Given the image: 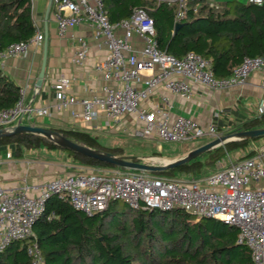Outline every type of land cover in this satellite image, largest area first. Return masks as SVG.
<instances>
[{
    "label": "built area",
    "instance_id": "built-area-1",
    "mask_svg": "<svg viewBox=\"0 0 264 264\" xmlns=\"http://www.w3.org/2000/svg\"><path fill=\"white\" fill-rule=\"evenodd\" d=\"M53 1L58 8L56 20L60 33L87 21L93 26L94 35L103 38L109 52L96 69L107 78L118 81L117 87L106 85L103 96L81 100L66 93L69 78L62 77L56 82V98L60 106L80 101L83 104L82 117L87 122L97 117V109L100 108L109 118L108 125L127 113H136L143 122L137 131L141 137L156 135L162 141L177 143L205 135L219 137L221 134L215 123L205 128L184 115L170 120L172 103L167 97H162L163 106L157 110L141 108V102L159 85L188 99L192 88L187 80L210 89H223L244 84L253 71L264 72L262 56L244 57L230 76L219 78L211 70L209 61L195 51H188L181 58L167 53L158 46L153 20L143 9H135L129 18L111 22L102 0ZM188 1L177 0L176 19L185 15ZM119 29L123 31L121 35L116 32ZM134 34L144 43L139 54L133 52L130 43ZM43 40V33L37 30L30 39L13 42L0 51V60L23 55L30 46L41 45ZM87 53L88 43L80 39L73 61L83 63ZM141 81L143 86L138 87L137 83ZM33 111L38 116L48 113L45 108L23 104L21 99L13 107L0 109V128L18 121L23 123V119ZM33 189L37 192L35 195L29 193L28 186L17 190L0 186V251L13 240L29 238L47 199L58 194L88 215L105 210L111 200H120L134 209L179 208L197 219L217 218L238 228L237 243L248 247L253 264H264V149H256L252 155L241 153L235 159L229 158L226 164L219 162L217 170L199 177L191 174L171 177L120 167L77 165L74 171ZM27 251L32 256V264H42L36 243L30 244Z\"/></svg>",
    "mask_w": 264,
    "mask_h": 264
},
{
    "label": "trees",
    "instance_id": "trees-1",
    "mask_svg": "<svg viewBox=\"0 0 264 264\" xmlns=\"http://www.w3.org/2000/svg\"><path fill=\"white\" fill-rule=\"evenodd\" d=\"M102 1L111 22L143 9L153 20L155 39L162 50L179 58L195 51L209 61L216 77L230 76L246 56L264 57V0L261 4L189 0L180 19H176L177 0ZM35 30L31 0H0V51L13 42L30 39ZM20 98V87L0 69V109L13 107ZM263 127L264 112L228 133ZM52 129L78 144L122 154L121 148L104 147L89 132ZM261 137L228 141L155 174L204 176L228 152L248 148L251 141ZM4 144L15 145L17 155L25 149L44 146L64 151L81 165L118 168L61 148L35 133L0 137V145ZM136 160L143 161L138 157ZM237 236L235 226L213 217L197 219L179 208L134 209L123 201L111 200L105 210L88 215L74 208L68 198L53 194L36 219L33 234L13 240L1 250L0 264H32L27 251L32 243L40 249L42 264H253L248 247L238 244Z\"/></svg>",
    "mask_w": 264,
    "mask_h": 264
},
{
    "label": "crops",
    "instance_id": "crops-1",
    "mask_svg": "<svg viewBox=\"0 0 264 264\" xmlns=\"http://www.w3.org/2000/svg\"><path fill=\"white\" fill-rule=\"evenodd\" d=\"M208 1L218 3L224 0ZM240 1L248 2V0ZM31 7L36 26L35 32L38 30L44 35L42 44L30 46L27 53L23 55L0 60L1 71L20 87V93L23 92L20 98L23 104L48 110V113L42 116L36 115L34 111L29 113L23 119V123L89 132L96 136L99 142L100 138L106 140V142L102 141L104 144L100 142L102 146L121 148V155H125L122 147L108 145L112 137L120 136L136 139L137 142H151L156 146L153 151L160 153L165 152L169 147L177 149L178 144L167 145L169 141H162L156 135L138 136L137 131L143 126V122L138 119L136 113H127L108 125L109 118L103 109L98 108L97 117L87 122L82 117L83 104L80 101L68 106H60L56 98L55 84L62 77L70 79L66 93L78 100L103 96L104 87L106 85L117 87L118 81L112 77L107 78L102 71L96 69V65L106 59L109 51L103 38L94 35V28L89 22L82 21L60 33L56 20L58 8L53 0H31ZM116 32L121 35L123 31L119 29ZM80 39L87 41L88 53L83 63L77 64L73 61V56L79 47ZM130 43L133 52L139 54L144 45L141 37L134 34ZM44 61L45 73L41 86H38L37 80ZM174 77L181 78L177 75ZM187 81L192 88L190 98L181 97L163 85H159L147 99L141 102L140 107L157 110L163 106L162 97H167L172 103L170 120L175 119L177 115H184L192 117L205 128L215 123L221 135L264 112V88L262 87L264 72L262 71H253L244 84L223 89H210L200 83ZM137 86L142 87L143 82L137 83ZM205 136L208 137L205 143L216 138L210 135ZM193 140L179 143L185 144L187 149L176 152L174 159L183 157L198 147L188 146ZM256 149H264V136L251 141L248 148L228 152L219 162L226 164L229 158L235 159L241 153L249 155L248 153L253 150L250 154L252 155ZM132 156L138 157L137 153ZM217 164L213 172L217 170ZM77 165L81 164L75 163L67 153L59 149H48L44 146L28 148L17 155L15 145H0V186L14 190L28 186L29 193L35 195L37 192L33 189L34 186L64 176L74 171Z\"/></svg>",
    "mask_w": 264,
    "mask_h": 264
},
{
    "label": "water",
    "instance_id": "water-1",
    "mask_svg": "<svg viewBox=\"0 0 264 264\" xmlns=\"http://www.w3.org/2000/svg\"><path fill=\"white\" fill-rule=\"evenodd\" d=\"M44 73H45V61L43 62L37 80L38 86H41L42 84ZM18 133H35V134L43 135L46 138L55 142L61 148L103 161L107 164L115 165L117 167L125 168V169L155 173V172H160L167 169L175 168L183 163H186L198 157L199 155L203 154L209 149L223 145L228 141L264 136V127L241 130V131L221 135L203 145H200L199 147L192 149L191 151H189L187 155L183 157L177 159L163 160L160 163L138 161L136 160L137 157L135 156L115 155L109 151L81 145L68 139L67 137L63 136L61 133L50 127L38 126L35 124H25L22 123L21 121H18L16 124L12 126L0 128V137L11 136Z\"/></svg>",
    "mask_w": 264,
    "mask_h": 264
},
{
    "label": "rangeland",
    "instance_id": "rangeland-1",
    "mask_svg": "<svg viewBox=\"0 0 264 264\" xmlns=\"http://www.w3.org/2000/svg\"><path fill=\"white\" fill-rule=\"evenodd\" d=\"M112 141L108 143V145L110 146H120L123 148L124 153L126 156H132L134 153H137L138 158H140L143 161H147V162H153V163H160L163 160H169V159H174L175 156L174 154L177 152H182L184 150L187 149L185 144H179L176 142H168L167 145H171V146H175L176 144H178L177 149L175 150V148L173 147H169L167 148V150L165 152H161L160 154H155L153 153L154 149H155V145L151 142H146L144 143L143 141L137 142L138 140L136 139H128V138H124V137H112ZM208 139V137H200L197 138L196 140H193V142L189 143V147L190 146H200L205 144L206 140ZM102 141L106 142V140L103 138H100V142L102 144H104ZM180 149V150H179ZM125 169V168H123ZM129 170V169H127ZM213 170H210L207 172V174L212 173Z\"/></svg>",
    "mask_w": 264,
    "mask_h": 264
}]
</instances>
